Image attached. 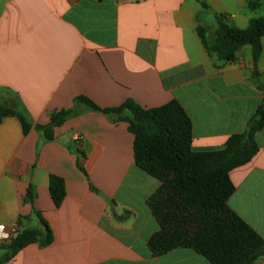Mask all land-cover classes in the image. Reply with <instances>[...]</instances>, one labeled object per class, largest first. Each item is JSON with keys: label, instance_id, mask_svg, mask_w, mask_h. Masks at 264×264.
I'll return each mask as SVG.
<instances>
[{"label": "crops", "instance_id": "crops-1", "mask_svg": "<svg viewBox=\"0 0 264 264\" xmlns=\"http://www.w3.org/2000/svg\"><path fill=\"white\" fill-rule=\"evenodd\" d=\"M227 1L0 0V106L31 124L24 134L15 117L0 123V226L40 229L37 213L53 236L7 262L10 241L0 242V264H210L182 248L152 255L159 227L147 200L160 183L135 166L127 124L76 99L100 109L174 100L191 120L192 150H222L264 99V37L255 66L244 46L215 67L197 34L213 37L221 15L239 30L264 19V0ZM61 110L70 116L44 142L35 126ZM256 143L252 160L229 174L228 207L264 241V126ZM50 176L64 182L58 208Z\"/></svg>", "mask_w": 264, "mask_h": 264}, {"label": "trees", "instance_id": "trees-1", "mask_svg": "<svg viewBox=\"0 0 264 264\" xmlns=\"http://www.w3.org/2000/svg\"><path fill=\"white\" fill-rule=\"evenodd\" d=\"M249 7L254 9L257 4L250 3ZM216 21L213 37L208 36L207 29H197L214 66L234 62L244 46H250L255 66L262 49L264 19H251L244 30L230 27L224 15ZM76 102L107 117L114 116L115 122L126 123L133 136L135 166L160 183L147 200L159 227L147 242L154 257L182 248L202 256L210 264H256L264 259L263 239L228 207V199L234 193L230 172L248 164L258 152L256 135L264 126V99L249 119L246 131L230 136L222 150L213 152L192 150L191 120L174 100L149 109L131 100L108 109H100L83 97ZM69 116L70 112L64 110L52 113L48 124L35 126V130L44 142H51L54 129L62 126ZM6 117L17 118L24 134L31 128L18 110L0 106V123ZM49 194L58 208L65 197L62 179L50 176ZM34 215L40 229L20 228L18 223L15 239L2 247L7 252L5 262L30 244L46 247L52 243L47 223L39 214Z\"/></svg>", "mask_w": 264, "mask_h": 264}, {"label": "built area", "instance_id": "built-area-1", "mask_svg": "<svg viewBox=\"0 0 264 264\" xmlns=\"http://www.w3.org/2000/svg\"><path fill=\"white\" fill-rule=\"evenodd\" d=\"M19 228L13 224L8 227L0 226V242H9L17 236Z\"/></svg>", "mask_w": 264, "mask_h": 264}, {"label": "rangeland", "instance_id": "rangeland-1", "mask_svg": "<svg viewBox=\"0 0 264 264\" xmlns=\"http://www.w3.org/2000/svg\"><path fill=\"white\" fill-rule=\"evenodd\" d=\"M226 2H228V1L226 0Z\"/></svg>", "mask_w": 264, "mask_h": 264}]
</instances>
